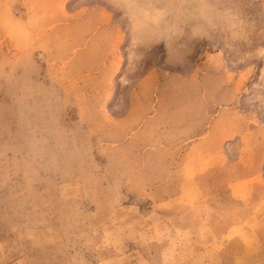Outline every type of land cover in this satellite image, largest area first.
<instances>
[{
	"label": "rangeland",
	"instance_id": "rangeland-1",
	"mask_svg": "<svg viewBox=\"0 0 264 264\" xmlns=\"http://www.w3.org/2000/svg\"><path fill=\"white\" fill-rule=\"evenodd\" d=\"M0 264H264V0H0Z\"/></svg>",
	"mask_w": 264,
	"mask_h": 264
}]
</instances>
